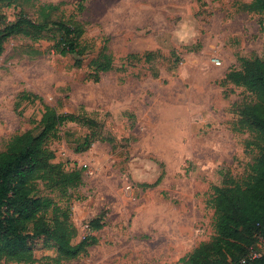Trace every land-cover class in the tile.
Instances as JSON below:
<instances>
[{
    "label": "rangeland",
    "instance_id": "374dc122",
    "mask_svg": "<svg viewBox=\"0 0 264 264\" xmlns=\"http://www.w3.org/2000/svg\"><path fill=\"white\" fill-rule=\"evenodd\" d=\"M44 4H61L50 22L74 29L84 53L63 56L67 38L51 24L38 39L27 29L6 40L0 152L16 135L41 133L44 104L103 128L60 126L46 143L50 163L81 177L67 188L38 183L69 215L73 243H96L60 261L53 242L36 240V264H182L215 236L213 188L225 176L244 180L258 155L239 113L256 98L225 77L242 60H264V13L251 0H1L0 33L20 18L43 22ZM106 55L113 68L97 74ZM23 93L38 99L20 101ZM85 139L92 145L77 152ZM96 219L104 227L91 231Z\"/></svg>",
    "mask_w": 264,
    "mask_h": 264
},
{
    "label": "trees",
    "instance_id": "16d2710c",
    "mask_svg": "<svg viewBox=\"0 0 264 264\" xmlns=\"http://www.w3.org/2000/svg\"><path fill=\"white\" fill-rule=\"evenodd\" d=\"M60 6H40L43 22L39 24L20 18L7 26L0 33V54L9 37L32 29L36 34L34 39H38L51 24L67 38L66 41L62 39L60 53L63 56L82 55L81 43L73 37L75 30L60 22H50L51 14ZM250 7L264 13V0H251ZM104 57V61L96 66L97 74L98 71L107 73L113 68L111 56ZM241 63L242 70L230 71L225 82L245 88L256 98L255 103L244 105L239 113L245 123L250 124L254 134L252 145L258 155L244 180L225 176L222 186L213 188L210 205L215 214V236L182 259V264H264V250L259 252L257 248L260 242L264 247V60H242ZM35 99L38 97L23 93L20 101ZM44 109L40 134L28 131L16 135L6 150L0 152V264H36L33 243L42 238L55 244L60 261L85 255L88 248L96 243L93 236L85 237L77 245L73 243L77 231L69 215L51 200L39 196L38 183L53 179L57 185L62 181L63 187L67 188L74 186V181L81 177V171L65 173L50 163L53 154L46 143L57 135L60 126L66 122L78 123L92 131L93 136L103 127L85 115H62L46 104ZM91 145L92 141L85 139L76 151L82 152ZM144 186L150 188L153 185ZM49 211L53 212V217L47 219ZM103 227L101 219L93 220L89 225L91 231H99Z\"/></svg>",
    "mask_w": 264,
    "mask_h": 264
}]
</instances>
